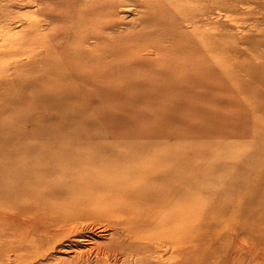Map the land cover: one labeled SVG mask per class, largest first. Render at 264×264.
Listing matches in <instances>:
<instances>
[{
	"label": "rangeland",
	"instance_id": "obj_1",
	"mask_svg": "<svg viewBox=\"0 0 264 264\" xmlns=\"http://www.w3.org/2000/svg\"><path fill=\"white\" fill-rule=\"evenodd\" d=\"M189 1L187 9L179 12L168 0H0V118L9 119L10 125L24 133H30L36 124L50 125L52 120L30 119V106L20 105L17 91L5 88L1 80L46 49L51 51L44 57H59L63 62L76 61L67 52L82 53L88 59L77 61L76 66L87 71L90 81L78 86L82 98L69 99L68 106L77 112L76 124L85 125L90 135L100 133L106 143L162 141V149L181 157V169L188 176L203 172L204 182L221 176L243 153L264 145V0ZM91 29L87 40L82 39V32ZM97 36H101L97 47L88 48L86 44ZM50 40H54L56 52L44 43ZM70 69L74 78L82 75ZM156 91L157 99L151 101L137 102L134 97L135 93ZM19 106L20 116L10 119ZM40 133L46 132L40 129ZM50 140L45 136L43 141ZM218 143L230 147L214 150ZM211 188L207 184L194 193L193 209L183 205L182 214L189 218L181 227L177 257L161 259L166 257L164 253L170 255L167 246L158 253L119 249L116 262L125 264L131 258L127 264H234L229 239H216L213 234V223L222 213L211 208L213 201L207 196ZM218 200L225 204L224 196ZM96 202L85 206L89 216L72 224L84 228L82 236L70 238L79 237L81 242L86 237L99 238L97 243L108 246L112 216L106 209L99 213L97 209L104 208ZM92 225L100 227L89 228ZM101 226L110 227L109 232ZM109 244L112 247L111 240ZM61 253L66 256L61 258ZM69 253L55 255L65 262ZM91 259L72 263L102 264V259ZM48 260L53 263L37 257L29 264H52ZM242 262L253 264L252 258Z\"/></svg>",
	"mask_w": 264,
	"mask_h": 264
},
{
	"label": "bare ground",
	"instance_id": "obj_2",
	"mask_svg": "<svg viewBox=\"0 0 264 264\" xmlns=\"http://www.w3.org/2000/svg\"><path fill=\"white\" fill-rule=\"evenodd\" d=\"M168 1L179 12L187 9L190 2ZM92 31H83L81 38L87 40ZM92 38L95 39L86 44L88 48L97 47L101 36ZM44 43L56 52L54 40ZM49 51L46 49L37 58L31 57L25 67L18 68L10 77L6 74L7 81L1 80L5 88L17 91L15 96L20 105L27 103L30 106V119L52 120L48 126L36 124L30 133H24L16 125H10L9 119L0 118L2 264H29L37 257L51 259L53 263L48 261L52 264H73L86 261L89 257H95L93 261L102 259V264H115L119 249L158 253L163 246H167L165 250L170 249L171 252L170 255L164 253L166 257L161 259L168 260L175 256L182 239L181 227L186 224L183 221L189 218L182 214L183 205L187 203L193 209L194 193L203 191L207 184H212L207 193L210 201H213L211 208L225 216L217 215L213 234L216 239L222 236L225 241L229 239L231 261L244 264L243 259L252 258L253 264H264V145L243 153L241 160L224 169L221 176L204 182L203 172L188 176L187 172L182 171L181 157L162 149V141L146 140L129 145L126 141L106 143L100 133L90 135L85 125L76 124L77 112L68 106L72 98H82L78 86L90 81L87 71L83 72L76 66L77 61L88 58L85 54L70 51L67 52L68 56L76 61L63 62L59 57H44ZM69 67L82 75L74 78ZM3 69L1 71L4 73ZM94 74L95 71L90 77ZM134 97L137 102L151 101L157 99V91L149 95L135 93ZM10 115V119L18 118L20 106L14 108ZM63 115L68 120L60 117ZM40 129L46 133H40ZM45 136L52 140L44 142ZM218 146H221L220 151L230 147L229 143H218L213 149L216 150ZM166 167L168 169H164ZM215 167L218 168L217 164ZM221 196L225 197V204L218 200ZM94 201L104 208L99 210L101 208L96 207L99 213L106 209L112 216V247H109V239L106 242L108 246H102L104 244L97 243L99 238L86 237L87 241L82 239L84 242L78 240L79 237L70 238L82 236L84 228H75L72 224L80 217L89 216V210L84 208ZM93 227L100 226H89ZM103 230L109 232L110 227ZM103 240L106 241L105 238ZM60 252H68L67 255L71 252V255L67 256L65 262H60L58 255H55H60ZM141 256L139 258H143ZM128 260L125 259V262Z\"/></svg>",
	"mask_w": 264,
	"mask_h": 264
}]
</instances>
